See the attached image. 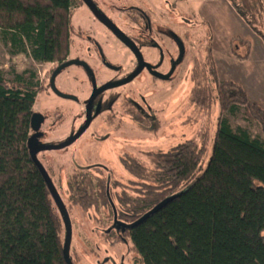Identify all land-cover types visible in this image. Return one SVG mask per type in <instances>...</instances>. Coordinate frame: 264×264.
I'll return each mask as SVG.
<instances>
[{
  "label": "trees",
  "instance_id": "trees-1",
  "mask_svg": "<svg viewBox=\"0 0 264 264\" xmlns=\"http://www.w3.org/2000/svg\"><path fill=\"white\" fill-rule=\"evenodd\" d=\"M227 1L264 43V0ZM73 2L0 0L1 43L34 63L63 64L72 44ZM242 43L247 52L236 57L245 61L250 43ZM206 65L196 66L192 78L207 71L215 88L200 79L192 100L207 109L214 91L220 115L203 171L204 134L201 143L188 140L158 155L150 169L122 159L132 178L125 183L97 169L74 171L67 179L68 204L92 211L105 242L129 243L139 264H264V109L240 84L217 83L209 55ZM43 91L34 72L6 80L0 71V264H66L62 216L28 148L36 134L33 106ZM128 106L131 120L144 124L142 111ZM240 109L245 120L258 123L261 136L231 127L228 116Z\"/></svg>",
  "mask_w": 264,
  "mask_h": 264
},
{
  "label": "rangeland",
  "instance_id": "rangeland-1",
  "mask_svg": "<svg viewBox=\"0 0 264 264\" xmlns=\"http://www.w3.org/2000/svg\"><path fill=\"white\" fill-rule=\"evenodd\" d=\"M94 1L97 3L100 0ZM225 2L228 1L184 0L183 6L178 7L177 15L176 9L169 7L170 19L167 23V34L164 35L166 43L165 46L160 45L162 54L150 50L141 52L142 59L147 64H162L158 73L165 79L152 77L145 68L131 82L103 95L104 100L113 96L117 100L98 116V107L94 105L89 127L77 141L63 150L38 154V161L51 173V179L64 206L69 207V253L75 264L139 262L129 243L109 245L105 242L101 237L102 228L92 219V211L84 212L79 207L68 204L66 182L74 171L89 170L96 173L93 169H97L102 175L107 174L113 180L125 183L132 178L125 172L122 159L129 157L150 169L152 161L158 155L168 153L188 140L200 142L199 136L203 134L208 137L202 171L207 166L220 105L214 91V97L207 109L196 105L192 99H195L194 93L197 92L199 80L204 78L203 83L208 82L212 90L215 84L206 74L207 71L200 78L199 74L192 78V73L196 66H207L208 55L217 83L228 81L225 72L238 78L244 75L250 79L247 82L250 92L261 102L256 103L264 109V43L260 40L262 47L256 41L252 44ZM228 4L230 5L229 2ZM89 15L91 16L85 7L74 13L72 26L83 29L84 35L87 33L91 40H75L68 59L87 61V54L98 52L93 46H99L104 56L94 57V74H88L76 65L62 69L56 68L57 65L34 63L23 54L11 55L0 41V71L3 77L13 80L15 75L34 72L37 80L43 84L44 91L38 94L33 106V112L44 118L38 130V134H41L37 138L39 145L61 144L81 129L85 123L84 101L90 92V83L100 84L105 80H114L116 75L121 78L135 66V57L131 50L119 43L97 21L93 22L91 17L87 19ZM116 24L121 28L118 22ZM259 29L264 32V18L263 26ZM236 34L250 43L251 58L247 61L237 58L245 56L247 49L242 43L243 39L236 38ZM108 64L118 67L121 72L113 73L108 69ZM51 78H54V83L49 88L47 84ZM56 89H62L61 97L56 95ZM250 100L253 101L251 98ZM131 103L142 111L146 118L144 124L133 122L126 113L128 104ZM243 114L240 109L235 116H228L231 127H241L253 137L261 136L258 123L245 120ZM104 215L103 211L101 218Z\"/></svg>",
  "mask_w": 264,
  "mask_h": 264
},
{
  "label": "flooded vegetation",
  "instance_id": "flooded-vegetation-1",
  "mask_svg": "<svg viewBox=\"0 0 264 264\" xmlns=\"http://www.w3.org/2000/svg\"><path fill=\"white\" fill-rule=\"evenodd\" d=\"M183 2L184 0H100L99 2H97L98 3L97 4L94 0H74L71 6V17H70L72 44L69 47L68 56L66 57V60L63 64H50V65H57L56 68L62 67V69H66L69 66L76 65L79 66V68H81L82 71L88 74L89 72L94 74L93 67H95V62H96V59H94V57L98 58L99 56L102 57L104 56V52L98 45H97L98 47H96V45L93 46V48L98 51L97 53L91 52L90 54H87L88 56L86 55L87 61L84 60L76 61L73 59L72 60L68 59L70 48L74 45L75 40L84 41L85 38L88 41L91 40V38L88 36L87 33L84 35L83 29H80L78 27L75 28L72 26V18L74 16V13L76 12L77 9L83 7H85L91 14V16L90 15L87 16V19L91 17L93 22L97 21L99 24H101L106 29V31H108V33H110L119 43L128 47L135 57L134 68L131 69L125 76L118 78V76L116 75L114 77V80H107V81L105 80L103 81L104 83L101 82L100 84H96V82L89 84L90 92L84 101L85 121H86V108L88 101L92 98L96 90H100L104 86H109L115 83L123 82L126 79H128L137 70L138 59L134 50L135 51L137 50L141 59H142V54H141L142 50H150L151 52L157 51L160 54H162L163 50L161 46H165L166 42L164 41L166 40H164V35L167 34V29H168L167 23L170 19V13L168 11L169 7H171L174 10L176 9V15H177L179 14L178 7L181 8L183 6ZM98 6H100L101 10L98 8ZM117 22L120 24L121 28H118L116 24ZM123 39H125L132 46V48L125 41H123ZM69 62H74V63L70 65H66ZM142 62H143L142 71L145 68H147L148 72L151 74L152 77L161 80L165 79L162 75H160V73H158V70L161 68L162 64L157 63L154 65H150L144 62L143 59ZM107 67L113 73L121 72L118 67L110 66L109 64ZM56 72H58V69L57 71H55V73ZM141 72L139 74H141ZM139 74L137 76H139ZM136 77H134L133 79H135ZM53 79L54 78L50 79L49 83L47 84V87L50 88L52 83H54ZM85 81L87 80L85 79ZM115 88L103 90L94 96L91 102L90 116L94 112L93 108L95 104L98 107L97 116L110 108L111 104L117 100V97L116 96L108 97L109 98L108 100H104L103 95L109 91L114 90ZM61 91L56 89L55 92L56 95L61 97L62 96ZM136 107L138 108V106ZM42 119L44 120L43 117ZM40 135L41 134L39 133V137Z\"/></svg>",
  "mask_w": 264,
  "mask_h": 264
},
{
  "label": "water",
  "instance_id": "water-1",
  "mask_svg": "<svg viewBox=\"0 0 264 264\" xmlns=\"http://www.w3.org/2000/svg\"><path fill=\"white\" fill-rule=\"evenodd\" d=\"M90 7H91V5H90ZM107 26H109V25H107ZM123 41H125L132 48V46L125 39H123ZM134 52H135L137 59H138L137 70L128 79H126L123 82L115 83V84H112L109 86H104L100 90H96L94 92L92 98L88 101L87 108H86V121H85L84 125L76 134H74L71 138H69L65 142L58 144V145H55V146L39 145L37 142V138L39 137V134L37 132L39 130V127H40L43 119H42V116L39 114H33L32 118H31V126H32L33 131L36 132V134L29 141L28 148H29L30 156H31L34 164L36 165V167L40 171L43 179L45 180L46 185L48 187V190H49V192H50V194H51V196H52V198L56 204V207H57L60 215L62 216L63 224L65 227V243H64V248H63V258H64L66 264H72L70 261V256H69L70 243H71V222H70V218H69L68 212H67L62 200L60 199V197H59V195L55 189L53 182L51 181L50 177L48 176V174H47L46 170L44 169V167L42 166V164L38 161L37 156L41 152L63 150L66 147L72 145L75 141H77L81 137V135L89 127V124L91 121L90 108H91V102H92V99L94 98V96L103 90L112 89V88L118 87L122 84H125V83L131 81L134 77H136L142 71V69H143L142 59H141L140 55L138 54L137 50L136 51L134 50ZM72 63H74V62H69L66 65H70ZM165 203L166 202H163L162 204H160L156 208L155 211H158L161 207H163L165 205Z\"/></svg>",
  "mask_w": 264,
  "mask_h": 264
},
{
  "label": "crops",
  "instance_id": "crops-1",
  "mask_svg": "<svg viewBox=\"0 0 264 264\" xmlns=\"http://www.w3.org/2000/svg\"><path fill=\"white\" fill-rule=\"evenodd\" d=\"M226 3V7H227V9L229 10V11H231V13H233L234 15H235V18H236V20L238 21V23L240 24V26L242 27V29L244 30V33H245V35L246 36H248L249 38H250V40L252 41V44H255V41L257 42V43H259V45H260V47H262L263 46V44H262V42L260 41V39L258 38V37H256L251 31H250V29L248 28V26L242 21V19H240V17H238V15L233 11V9H232V7H230V5L228 4V2H225ZM235 37L236 38H239V39H243V40H245L244 38H241L240 36H238L237 34L235 35ZM263 48H264V46H263ZM263 51H264V49H263ZM251 58V52H250V54H249V57H248V59H250ZM247 59V60H248ZM247 60H245V61H247ZM239 71H241V70H239ZM225 74H226V77L228 78L227 80L228 81H232V82H235V83H238V84H240L242 87H243V89L246 91V93L248 94V96L253 100V101H255V102H258L259 104H261V102L259 101V99H256L253 95H252V93L250 92V89H249V85H248V81L250 80V79H247V78H245V76L244 75H241V78H238V77H232V75L230 76V74L229 73H226L225 72Z\"/></svg>",
  "mask_w": 264,
  "mask_h": 264
}]
</instances>
